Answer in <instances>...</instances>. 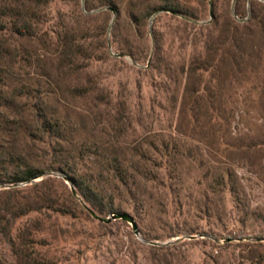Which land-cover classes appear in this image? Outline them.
<instances>
[{
	"label": "rangeland",
	"instance_id": "obj_1",
	"mask_svg": "<svg viewBox=\"0 0 264 264\" xmlns=\"http://www.w3.org/2000/svg\"><path fill=\"white\" fill-rule=\"evenodd\" d=\"M14 1H30L37 30L0 33L9 47L0 154L43 172L20 185L0 180V193L17 189L23 203L51 195L14 220L19 249L43 264H264V0H178L190 17L141 22L133 14L142 0L0 8ZM67 41L75 56L64 55ZM40 107L63 136L38 130ZM66 158L138 233L93 217L59 170ZM118 166L134 179L120 182ZM0 263L20 264L2 234Z\"/></svg>",
	"mask_w": 264,
	"mask_h": 264
},
{
	"label": "trees",
	"instance_id": "obj_2",
	"mask_svg": "<svg viewBox=\"0 0 264 264\" xmlns=\"http://www.w3.org/2000/svg\"><path fill=\"white\" fill-rule=\"evenodd\" d=\"M29 2L14 1L8 3L3 9L0 8V33L10 31L22 38H34L36 36V14ZM158 12H171L175 15L190 17L187 8L181 5L178 0H142L139 3L137 13H134L133 16L134 19L141 22L142 20H149ZM8 48L7 44L0 43V68L5 65ZM75 54L73 43L68 42L66 46L64 45V55L66 57L75 56ZM37 111L36 123L41 133L52 137L63 136L61 135V132H64L62 125L53 119L45 107H40ZM120 166L117 167L118 169L116 168L115 175L118 173L117 176L120 182L126 181L129 183L134 177H128L129 170H124ZM0 170L3 171L0 174L1 182L13 186L30 183L42 175L43 172L42 169L30 165L13 151L0 154ZM59 170L70 178L84 202L90 205L99 216L104 214L117 215L120 212L113 197L111 196L108 200L107 190L100 187L98 180L92 175L79 173L72 166L71 158H66V161L61 162ZM18 194L17 189L5 190L0 193V234L8 238L17 253L20 264H43L19 249L12 238V227L14 220L17 218L41 210V206L50 201L51 195L49 192H45L40 197L34 198L28 203H23Z\"/></svg>",
	"mask_w": 264,
	"mask_h": 264
},
{
	"label": "water",
	"instance_id": "obj_3",
	"mask_svg": "<svg viewBox=\"0 0 264 264\" xmlns=\"http://www.w3.org/2000/svg\"><path fill=\"white\" fill-rule=\"evenodd\" d=\"M212 17H213V14H212ZM38 178V177H37ZM73 193L76 194V191L73 189ZM90 213L93 215L94 218L102 221V222H105V223H111L113 220H118V219H122L124 221H128L130 222L132 225H133V228H134V231L136 233H138V225L135 221V219L130 216L129 214H117V215H113L112 218H103L101 216H99L97 213H95L94 211H90Z\"/></svg>",
	"mask_w": 264,
	"mask_h": 264
}]
</instances>
